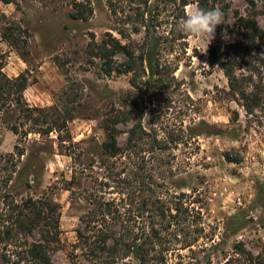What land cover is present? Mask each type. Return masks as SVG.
<instances>
[{
  "label": "rangeland",
  "instance_id": "obj_1",
  "mask_svg": "<svg viewBox=\"0 0 264 264\" xmlns=\"http://www.w3.org/2000/svg\"><path fill=\"white\" fill-rule=\"evenodd\" d=\"M175 1L156 33L163 81L155 77L147 86L146 74L137 89L124 72V55L112 57L109 74L96 56L93 43L112 38L136 55L144 51V30L122 39L117 29L131 27L116 23L106 0L0 1V155L14 154L13 164L0 159V180L12 178L0 193V210L5 195L18 203L48 198L60 206V244L51 264L112 261L106 253L91 256L94 246L79 242L77 232L88 237L99 228L80 223L93 210L87 197L103 191L107 200H119V187L138 238L150 221L146 212L140 217L142 201L158 195L164 205L166 219L156 218L157 228L172 247L160 264H264V109L247 114L210 59L214 49L235 61V75L253 79L247 92L260 88L261 79L264 85V40L242 59L235 51L245 42L241 20H255L264 32V0H208L224 17L209 45L207 37L193 40L180 30L182 19L171 13L179 6ZM186 1L185 16L197 7L196 0ZM75 3L90 6L88 21L72 18ZM252 67L259 73L249 72ZM19 76L26 80L21 94ZM34 108L48 112L25 111ZM118 112L124 114L114 127L118 146L125 147L129 129L139 122L147 142L159 144L152 154L122 161L103 155L106 122L116 121ZM64 122L67 128L57 129ZM176 208L186 216L173 218ZM125 262L137 264L132 257Z\"/></svg>",
  "mask_w": 264,
  "mask_h": 264
},
{
  "label": "trees",
  "instance_id": "obj_2",
  "mask_svg": "<svg viewBox=\"0 0 264 264\" xmlns=\"http://www.w3.org/2000/svg\"><path fill=\"white\" fill-rule=\"evenodd\" d=\"M0 1L5 5H9L13 4L15 0ZM150 1H153L152 4ZM176 2L175 0H106L107 7L116 23L131 27V30L126 28L117 29V34L122 39H128L131 33L140 34L144 30V51L140 55H136L127 44L123 45L113 38L109 42H103L102 45L93 43L97 51L96 56L103 61L105 68H107L105 70L107 74L112 69L110 65L112 57L120 53L125 57L124 72L131 74L129 83L133 89H137L138 80L146 76V74H148L147 86L152 85V79L155 77L161 79L158 80L159 82L163 81L157 59V53L160 50V39L156 33L158 29L165 25L164 20L168 17L165 14L166 8ZM160 3L163 6H160ZM250 3L253 5L252 2ZM196 5L204 10L214 9L209 7L208 0H196ZM187 6L186 0H179V6L171 12L174 14L176 21L185 18L184 10ZM73 7L75 14L72 15V18L74 20L88 21L93 13L90 6L87 7L83 4L75 3ZM175 12L178 13L175 15ZM241 23L243 29L246 30L243 35L245 42L237 44L235 51L242 59V55L249 56L252 52L259 49L256 40H264V32L258 29L255 20L249 17L241 20ZM91 51L95 52L92 47ZM224 57L218 51L211 49L210 59L213 65L223 70L228 82L229 93L243 101L242 107L249 115L255 109H264V85L262 84V79L259 83L261 89L255 87L253 91L247 92L246 88L253 84V79L251 77L239 79L234 72L235 61L230 59L223 60L222 58ZM260 65L264 68V59L260 61ZM250 71L259 73V70L253 67L250 68ZM1 75L5 78L3 74ZM15 83L18 84L21 94L26 89V80L23 76H19ZM20 103L18 100L17 105H20ZM25 111L37 112L40 115H46L45 113L48 112L35 108ZM123 116V113L118 112L115 115L116 121L106 122L107 140L102 145L103 155L114 159L119 158L122 161V159L131 160L130 154L136 155L140 152H144L147 155L152 154L159 144L155 138H153L152 142H147V138L150 136L144 131L139 122L129 129L125 147L122 149L118 146L114 127L118 125L119 118ZM69 120H72V118H69ZM53 124L57 125L55 122ZM62 127L66 129L67 122H64L62 126H57V129L61 130ZM53 130L50 129L49 132ZM14 133L17 134V132ZM15 150L18 151V148L15 147ZM18 152V155H23V151L19 150ZM0 159L5 160L6 163L13 164L14 154L4 157L0 155ZM12 166L13 169L16 167L15 165ZM11 173H14V171ZM11 180V177L0 180V193L8 187ZM76 183L77 177L73 175L70 184L76 186L78 185ZM119 188H121L119 200H107L105 198L107 193L103 191L90 194L87 197L93 210L81 217L80 223L88 228H90L91 224L99 223V228H91L90 232L92 234L88 237H84L79 230L77 232L79 242L94 246V250H91V256L93 257L96 252L106 253L108 258L112 259L108 264H116L117 262L125 264V261L131 257L137 261V264H160L164 261L163 254L170 251L172 247L171 242L164 241L161 235L162 232L157 228L156 218H165V213H167L164 205L158 195L147 202L145 200L142 201L143 214L140 217H143L146 212L149 214L150 221L146 231L144 230L138 238L129 224L132 221L131 219H133L131 213L122 207L127 198L124 197L123 188ZM70 194L71 196L75 195L73 192ZM2 199V209L0 210V264H51V253L56 251L60 244V206L48 198L40 200L28 198L21 203L16 202L10 195H5ZM174 211L176 214L173 218H178V216L185 217V213L187 214V211H183V208H176ZM170 225L168 223V226ZM36 236H39V238L36 239ZM190 246L187 243L184 248ZM231 262L232 260H229L225 264H231Z\"/></svg>",
  "mask_w": 264,
  "mask_h": 264
},
{
  "label": "clouds",
  "instance_id": "obj_3",
  "mask_svg": "<svg viewBox=\"0 0 264 264\" xmlns=\"http://www.w3.org/2000/svg\"><path fill=\"white\" fill-rule=\"evenodd\" d=\"M221 24H224L221 10H204L199 7H191L187 10L185 18L181 20L179 28L193 40L207 37L209 45L214 39L217 26Z\"/></svg>",
  "mask_w": 264,
  "mask_h": 264
}]
</instances>
